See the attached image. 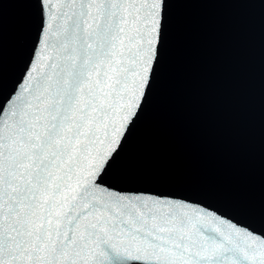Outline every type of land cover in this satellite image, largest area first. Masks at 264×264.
I'll list each match as a JSON object with an SVG mask.
<instances>
[{"label":"snow or ice","instance_id":"snow-or-ice-1","mask_svg":"<svg viewBox=\"0 0 264 264\" xmlns=\"http://www.w3.org/2000/svg\"><path fill=\"white\" fill-rule=\"evenodd\" d=\"M29 2L37 39L0 93V264H264V232L109 180L148 97L166 2Z\"/></svg>","mask_w":264,"mask_h":264},{"label":"water","instance_id":"water-1","mask_svg":"<svg viewBox=\"0 0 264 264\" xmlns=\"http://www.w3.org/2000/svg\"><path fill=\"white\" fill-rule=\"evenodd\" d=\"M165 2L148 97L109 180L229 217L264 135V0ZM40 19L29 0L0 7L3 96L29 62Z\"/></svg>","mask_w":264,"mask_h":264}]
</instances>
